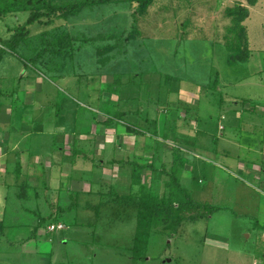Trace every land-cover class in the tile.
<instances>
[{"label":"rangeland","instance_id":"374dc122","mask_svg":"<svg viewBox=\"0 0 264 264\" xmlns=\"http://www.w3.org/2000/svg\"><path fill=\"white\" fill-rule=\"evenodd\" d=\"M46 1L58 5L69 4L72 7L80 2L85 6L75 13L68 9L58 12L51 18H45V23L29 26L23 34L20 28L26 24L34 9L18 6L14 0H0V96L6 99L0 103V121L8 122L17 115L13 108H9V104L17 106L24 103L27 107H36V121L43 120L44 117L38 107L43 109L52 106L61 109L63 118H69L63 120L66 127L77 125L83 138L91 140L94 137L103 142L99 144L98 152L107 147L104 142L113 140L116 135H131L127 139L128 148L124 147L129 154H117L115 165L111 168L112 173L105 170V175L113 177L112 180L106 179L105 184L115 183L119 192L130 196V183L136 182L132 174L137 171L134 169L137 167L141 169V182H145L149 187L143 194L144 199L163 203L164 207L173 206L176 213L168 209L160 216L163 225L158 231L162 235L154 232L155 234L149 237L148 247L145 248L146 260L143 262H140L143 257L139 258L134 252L133 240L137 227L131 223L133 219L130 216L134 217L136 211L134 206L125 205L126 223L109 225L108 220H103L97 227L103 229L101 236L90 237V229L86 235L81 233L76 236L79 237L78 244L73 241L66 249L69 257H63L59 246L53 247L54 251L50 255L51 242L44 238L34 239L35 242L30 245L16 242L14 251L10 245L11 237L7 235L0 239V264L246 262V258L235 251L226 253L223 250H212V253H209L208 248L201 242L207 234L215 242L219 237L223 239L221 232L218 237L213 236V233L226 230V220L222 223L217 220L215 223H209L208 220L197 224L187 222L184 223L178 238L173 239L171 234L168 235L166 230L176 227L179 218L193 215L186 212L189 208L188 200L180 196L179 200L174 192L176 188L172 175L178 176L181 162L175 160L174 166L170 165V161L163 163L161 160L155 161L152 157L155 150L165 146L170 155L172 149L177 151V147L189 149L183 144L182 136H172L171 127L173 121L178 119L181 123L191 122V125H194L196 115L193 114V118L187 115L191 108L201 109L197 114L201 128H207L213 133L220 115L218 105L222 88L223 98L225 94L230 93L247 97L252 94L257 96L261 99L258 103L259 110L264 113V0H146L148 5L143 12L137 11L139 4L135 0ZM133 13L137 18L134 26ZM122 33L124 38L132 33L129 43L119 39ZM230 61L236 64H230ZM238 80H241L240 84H237ZM250 101L245 98L243 104ZM146 105H154L157 108L151 109L150 113H140V118L148 117L147 121L141 120L136 122L137 125L122 119L121 125H126V130L117 129L116 126L115 129H106V123L115 122L120 111L135 112V108ZM72 110L76 111L74 118L78 117L76 114L79 115V121L74 122ZM157 112L159 116L162 114L161 125L164 124L165 117L167 119V129L163 133V126L159 128V125L153 123ZM53 115L54 111L48 116ZM95 123L101 125L100 132ZM48 126L49 124L46 129ZM69 135L78 134L73 131ZM138 138L141 141L139 144ZM147 138L153 140V148L149 149V152L141 151L140 147L145 148L144 140ZM66 139L69 142L66 145L69 153L73 147V139L70 136ZM227 146L235 156L237 148L231 144ZM116 148L123 146L117 145ZM12 149L14 146L1 140L0 135V187L9 191L21 180L15 177V172L20 171L17 165L19 163L16 162L18 157L8 153ZM86 149L88 159L83 162L76 161L74 165L71 160L60 161L58 157L54 162L49 158H35L30 155L33 160L30 163L35 165L31 169L26 162L27 156H23L22 168L29 170L30 174H38L39 182L36 181L35 185L39 187L35 188V192L40 189V194L47 201L46 206L39 208L41 214H45L42 217L44 223L40 236L49 232L47 227L53 224L49 219L56 220L59 210H67L70 205L88 204L89 200H86V197L84 199L82 190L88 191L90 187L82 181L90 179L80 178L76 174V171L91 169L94 159L90 145H87ZM177 156L181 158V155ZM189 156L191 165L196 158L197 168L190 170L193 174L204 176L207 167H202L205 165L219 168L214 163L215 160L207 158V154L201 152L200 156L190 152ZM136 157L142 162L135 161ZM73 172L75 175L71 176ZM187 179L184 178L183 181ZM199 179L200 176H195L194 181L198 183ZM203 179V184L199 182L200 184L195 186H205L208 180ZM108 185L105 190H108ZM60 188L64 195L59 199L57 190ZM154 188L155 191H152ZM10 202L7 201L8 211L11 208ZM1 204L0 201V206ZM183 204L184 207L187 206L182 212ZM247 210L250 208L238 209L240 213ZM80 214V220L77 222L83 224L82 227L90 228L95 225L93 212L88 210ZM57 222L63 221H60L59 217ZM25 228L30 230L32 224L26 225ZM73 228L81 230L79 226ZM238 229L235 228L236 234ZM228 234L230 245L235 247L236 251L241 250L238 236H232L230 232ZM122 252L124 255H121ZM74 253L76 258L72 257ZM36 254L45 256L37 261Z\"/></svg>","mask_w":264,"mask_h":264},{"label":"crops","instance_id":"0c3cea01","mask_svg":"<svg viewBox=\"0 0 264 264\" xmlns=\"http://www.w3.org/2000/svg\"><path fill=\"white\" fill-rule=\"evenodd\" d=\"M240 83L241 80H238L237 84ZM221 94V101L218 105V112L220 115L216 124L217 127L213 133H210L207 128H201L197 115L201 109L194 108L193 110L190 107L191 109L187 111V115L190 118L196 115V118L193 120L194 125H191V122H189L190 125L185 122L181 123L180 119H178L177 121H173L171 127L172 136H182L181 140L183 144L186 145L184 146L189 149H180L177 147V151L172 149L170 155L169 149L165 146L160 150L158 149V151L155 150V155L152 157L155 161L161 160L163 163L170 161L172 163L170 165L174 166L175 160L181 162L179 165L180 173L177 177L182 186L189 192L191 199L198 206L196 208L192 207L193 209L189 211V215H193L195 219H187L182 222L178 232L174 233L171 237H173V239L174 237L178 238L184 223L187 222L197 224L200 221L208 220L209 223H215L217 221L218 223H222L226 220L228 223L227 229L222 231L219 230L218 233H213V236L218 237L219 232H221L220 235L224 237L223 239L219 237L215 242L208 234L206 238L201 239V242L208 248L209 253H212V250H223L226 251V253L235 251L237 254L246 258V262L243 264H264V113L260 112V106L258 104L261 99L253 94L247 97L237 95L236 93L225 94L223 98V88ZM245 98L251 101L243 104V99ZM4 100L6 101L3 96H0V103ZM9 106H11L9 107L10 109L13 108L15 110L17 115L8 122L0 121V135L1 140L14 146V149L10 150L8 153L10 155L16 154L18 157L16 162L19 163L17 165H19L20 171L15 172V177L17 180L18 178L21 180L19 181L20 183L18 182L19 184L13 185L11 191L7 190L5 187H0V201L2 202L0 206V239L9 235L11 237L10 245L15 251L14 245L16 242L22 243L23 245H30V243L35 242L34 239L38 240L39 238H44L51 242L52 247L51 252H49L50 255H52L54 248L59 246L63 257H69L66 249L73 244V241H75L74 243L78 242L77 239L79 237L76 236L81 233L82 235H86L90 229V237L94 238V236H101L103 229H98L97 227L103 220H108L107 223L109 225L126 223L127 207L125 204L116 202V193L123 197L126 195L118 191L115 183L107 184L108 190H105L107 189V185L105 184L106 179L109 178L112 180L113 177L111 175L107 176L104 173L106 169L112 173L111 168L115 165L117 154H129L126 152V148H128L127 139L131 135H128L129 137L116 135L113 140L104 142L107 147L105 146V149H100L98 152V146L103 142L94 137L91 140L83 138V135L77 129V125H75V127L73 125L71 128L66 127L63 122L69 118H63L61 109L56 107L53 108L52 106L43 109L38 107V110L44 113V117L43 120L36 121V116L34 115V113H36V107L33 109V106L27 107L24 103L17 106L9 104ZM34 106L36 105L34 104ZM151 109L157 108L154 105H146L135 108V112H129V110L124 112L120 111L115 122H112L113 124L106 123V129H115L116 126L117 129L126 130V125H121L123 123L122 119L126 122L138 125L136 122H140L141 120L147 121L148 119V117H144V119L140 118V113H150ZM52 111H54V115L48 116ZM31 112H33V114ZM75 112V110H72L73 118ZM158 114L159 112L154 116V119L151 117L149 118L154 120L153 123L155 125H159L157 127L160 128L163 126L161 132L163 133V131L167 129L165 125L167 119L165 117V122L161 125L162 114L160 116ZM76 115L78 117L74 118V122L80 119L79 115ZM51 122L53 125H51ZM45 124H49L48 129H46ZM95 126L100 132L101 125L95 123ZM73 131L78 135H69ZM176 131L177 134H175ZM161 133L159 134L161 135ZM67 136L73 139V147H71L69 153L66 150V145L69 143L66 139ZM140 142L141 141L137 144ZM144 143L145 148L141 149L140 147V150L149 152V149L153 148V140L147 138L144 140ZM137 144L135 143V146ZM220 144L221 147H219ZM228 144L237 148L235 150V156L232 155L231 150L227 146ZM87 145H90L91 156L94 159L91 163V169L85 170L87 172L84 170L80 172L76 171V174H78L77 176L80 178L86 177L90 179V181H82V183L89 184L90 188L88 191L82 190L83 193L81 192L84 199L86 197V200H89L88 204L85 206L82 204H76L75 206L70 205L68 210L61 214L59 210L56 220L53 221V219H49L51 223H53L47 227L49 232L47 231L44 236H40L41 231H43L42 227L36 232L35 227L44 223L42 217L45 214H41L40 209L42 205H47V201L43 199L44 196L40 194V189L35 192V188L39 187V185H35L36 181L39 182L37 178L38 174L35 172L30 174L29 170L22 168L21 161H23V156H27L26 162H28L27 165L31 167V169H33L35 165L30 163L33 161L30 155H34L35 158H49L50 161L54 162L58 157V159H61L60 161L71 160L72 165H74L76 161L83 162L84 159H88L86 155L89 156V154L87 152L85 153V150L87 151ZM117 145L126 148H116ZM157 152H160L159 157L157 156ZM190 152L200 156L201 152L204 155L207 154V158L211 161L215 160L214 163L216 166H219V168L214 169L211 166H203V169L207 167L205 175L208 177L205 175L203 176V174V177L193 174L190 170L194 171L197 168L195 163L196 158L192 161L191 165ZM177 155H181V158ZM135 161H138V163L142 162L137 157ZM54 162L52 164H54ZM38 166L42 167L41 165ZM74 175L73 172L71 176ZM195 176H200L199 182L202 184L204 183L203 178H207L208 183L205 186L203 185L204 187L195 186L196 184H200L194 181ZM184 178H188L187 181H183ZM143 183L146 189H149L148 185L145 184V182ZM151 187L152 185L150 188ZM194 187L198 188L194 189ZM130 188H133V181L130 183ZM134 191L132 190L131 193ZM152 191H155V188L152 189ZM57 192L60 199L64 193L61 188L57 190ZM77 194L79 195V193ZM8 200L11 201L9 206L11 208H9V211L7 210ZM84 207H86V209H84ZM239 207H243L244 209L250 208V210L246 212L241 211L240 213L238 211ZM88 210L93 212V216L95 217L96 223L92 225L93 227L96 226L95 229H93V227H82L83 224L80 225L77 222V220H80V213ZM193 213H196V215ZM59 217L60 221L63 222H57L59 221ZM130 218L133 219L131 223L137 227L136 212H134V217L130 216ZM128 219L129 218H127V220ZM30 224H32L30 230L25 228L26 225ZM51 226H55V229H50ZM75 226H79L81 230H75L73 228ZM126 226L127 224L125 227ZM235 228H239L237 234L235 233ZM228 232H230L232 236H238V242L242 246L241 250L236 251L235 247L230 245ZM84 248L86 249L87 246ZM121 255H124L123 252ZM44 256V254H36L35 260L39 261ZM228 256H230V254ZM72 257L76 258V253H74ZM145 260L146 257H143L140 262ZM241 262H243V260ZM229 264L231 263L229 262Z\"/></svg>","mask_w":264,"mask_h":264},{"label":"trees","instance_id":"16d2710c","mask_svg":"<svg viewBox=\"0 0 264 264\" xmlns=\"http://www.w3.org/2000/svg\"><path fill=\"white\" fill-rule=\"evenodd\" d=\"M18 6L27 7V8H32L33 13L30 15L28 18L26 24L22 26L21 33L25 34L27 32V28L29 26H33L37 23H45L44 19L45 18H51L54 14L64 11L65 9H68L70 12H78V10L82 9L85 4L84 3H76L75 6H70L69 4L67 5H58V4H53L51 2H47L46 0H14ZM139 4L138 12H143L145 8L147 7L146 0H135ZM133 17V25H136L135 23L137 22L136 14H132ZM52 21V20H50ZM49 23V21H47ZM132 36V33H129L127 37L124 38V33L121 34V37L119 39L124 40L125 42L129 43L130 42V37ZM235 65L236 62L230 61V64ZM139 165V164H138ZM137 171H134L132 176H135L136 182L133 181V188L132 190L134 193H131L130 196H119L117 193V198L116 202L119 204H125V205H130L134 206V209L137 214V231L133 240L134 243V252L137 254V256L140 257H145V248H147L148 244V239L152 234H155L154 232H158V228H160L161 225H163V220L160 218L161 215L167 212V210H171L173 213H176V211L173 209V206L169 207H164L163 203H156V202H151L147 199H144V192L148 189L144 186V183L141 182V169H138L137 167L134 168ZM139 178V179H137ZM172 179L175 185V191L177 193L178 199L180 200L179 196L182 199L188 200L189 208L186 210V212L191 211L193 208L198 207L196 203L191 199L189 192L185 187L182 186L180 183L179 179L175 176V174L172 175ZM115 195V196H116ZM136 200H139V202H136ZM186 206L183 207L181 211L186 209ZM193 207V208H192ZM68 210V209H67ZM66 209H62L59 211L61 214L62 212L67 211ZM180 211V212H181ZM159 216V218H157ZM192 218H187L185 217L184 219L179 218L176 227H174L172 230H166L168 232V235L171 234L173 235L174 233L178 232L179 227L181 226L182 222H184L187 219H195L194 216H191ZM55 220V219H54ZM41 227H43V223L40 225H37L35 227V232L39 230ZM165 229V228H164ZM162 234V233H161Z\"/></svg>","mask_w":264,"mask_h":264},{"label":"built area","instance_id":"2783aa9c","mask_svg":"<svg viewBox=\"0 0 264 264\" xmlns=\"http://www.w3.org/2000/svg\"><path fill=\"white\" fill-rule=\"evenodd\" d=\"M60 227H61V226H60ZM50 229H52V230L55 229V226H51Z\"/></svg>","mask_w":264,"mask_h":264}]
</instances>
